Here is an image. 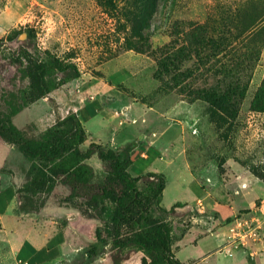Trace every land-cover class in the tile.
<instances>
[{
  "label": "trees",
  "instance_id": "trees-1",
  "mask_svg": "<svg viewBox=\"0 0 264 264\" xmlns=\"http://www.w3.org/2000/svg\"><path fill=\"white\" fill-rule=\"evenodd\" d=\"M160 1L95 0L126 33L123 42L116 38L125 53L134 51L153 59L154 79L163 88L195 99L191 91L201 82L207 89L198 99L235 123L264 53V0H233L203 22L175 21L168 31L170 40L154 47L150 31ZM33 32L25 30L28 38ZM19 33L10 32L9 40ZM45 55L44 62L34 64L29 60L25 71L30 80L27 89L21 97L13 92L6 95L8 113L0 111V138L31 164V182L20 193L50 194L62 186L69 191L65 203L84 199L76 208L80 213L96 212L99 206L103 212L110 211L109 224L96 227L94 241L85 250L88 260L82 264H92L108 246L119 256L118 264L124 260L121 254L130 250L142 254L141 264H182L173 251L174 226L158 214L171 215L178 207L167 211L161 206L166 188L164 175L132 177L128 172V149H111L91 141L83 150L90 136L73 112L39 138L13 123V117L56 88V75H61L62 84L80 77L75 65L61 62L48 52ZM249 109L264 113V77L252 95ZM94 155L107 166L101 181L96 180L93 167L87 163ZM140 181L145 182L142 191ZM123 231H127L125 235Z\"/></svg>",
  "mask_w": 264,
  "mask_h": 264
},
{
  "label": "rangeland",
  "instance_id": "rangeland-1",
  "mask_svg": "<svg viewBox=\"0 0 264 264\" xmlns=\"http://www.w3.org/2000/svg\"><path fill=\"white\" fill-rule=\"evenodd\" d=\"M231 1L233 0H175V3L172 4V0H161L159 11L151 26L152 45L160 47L170 40L168 31L171 30L170 26L175 21L203 22L213 15L217 9L224 7ZM9 3L10 0H0V13L3 12ZM171 4L173 5L172 7ZM13 6L21 8L24 13H30L26 18L31 21L29 23L31 27L18 24L11 30H0V111L8 113V106L5 102V98L8 96L6 95L13 92L21 97L22 92L27 89L30 81L25 73L29 60L34 64L44 62L46 61L45 52H48L61 62L75 65L80 72L86 71L94 77L100 75V71L94 68L104 63L112 62L110 67L115 69L119 67V72L123 71V67L127 65L126 62L119 61L120 56L125 54L126 49H122L121 45L116 42V38H120L121 42H123L126 33L116 21L111 20L104 13L95 0H14ZM15 18L13 16L10 21H14ZM27 29L34 31L30 34V39L25 33ZM12 31H20V35H17L14 40H9L8 37ZM25 52L27 55H24ZM131 54L136 57L132 65L126 66V71L132 74L128 77L129 87L144 95L147 93L146 84H149L150 80L152 81L151 83L160 85L154 79L156 63L147 55L137 54L134 51ZM263 77L264 53L257 64L255 78L250 84L249 93L243 102L235 123L210 108L200 99H196L207 89L201 82L195 85L193 91H191L194 94L193 96H196L195 99L173 93L174 98H181L186 103V110H184V113L185 111L186 113L176 115L178 119L175 116H169L167 125L177 126L180 121L181 126L193 136L194 139L190 150L194 159L199 160V166H203L208 162V167L213 168L215 174L224 176L226 179L245 174L250 179L264 184V113L249 109L252 95L256 88L260 86ZM116 78L120 79L121 75H117ZM55 82L57 84L56 88L36 101L38 103L37 114L40 117V130H46L54 126L58 120L68 116L64 112L68 110V104L75 95L74 93L82 87V81L79 79L62 84L61 75L59 74L56 75ZM145 82L147 83L145 84ZM88 99L89 97H86L77 99V101L81 103ZM61 114L64 115V118H62ZM29 117V111L24 110L13 117V123L28 135L36 138L41 137L44 131L40 132L33 123L29 125ZM171 117H173L174 122L170 119ZM89 144L90 140L84 142L82 149H87ZM15 150L16 159L13 155H7L6 159L13 164L15 162L17 166L19 165V160L24 162V164H21V169L24 172V182L20 188L21 191L31 182L28 175L31 164L18 149ZM87 163L93 167L97 181H101L106 176L108 172L107 166L100 162L96 155ZM162 169L164 170L163 167ZM185 170L182 158H179L172 167L166 169L165 173L169 186L163 201L165 208L172 209L173 203L178 200L199 195L200 190L193 183L184 181L189 176ZM138 186L142 191L145 188V182L140 181ZM58 187L59 190H63L62 186ZM58 187L50 194L38 193L31 195L27 192H22L20 195L22 207L30 210H39L48 200H51L60 206L69 208L72 212L78 214L77 218L70 220V224L76 229L81 226L80 232L84 233L86 243L90 244L94 241L96 227H104L109 224L110 211L103 212L99 206L96 212L87 210L80 213L76 208L81 202H84V199L77 198L72 202L65 203V198L68 195L61 191H56ZM215 189L218 190V187H215ZM229 191L234 192V190ZM250 194V198L247 193L238 195L240 197L235 195L237 198L233 199L231 205L236 207L240 213L256 212V207L262 206L261 201L263 200L256 201V205L252 206L253 194ZM158 214L161 215L162 219L169 220L176 213L171 215ZM192 216L199 218V223L203 219H210L202 217L196 211L183 219L184 221L180 224L184 225L176 227V236H180L184 229L188 230L193 226L194 220ZM258 216L264 217V212L258 213ZM60 221L62 222V220ZM173 221L170 222L173 224ZM221 230L222 233H228V225H223L222 228L214 232V235L222 234ZM126 232L123 231V234L125 235ZM216 243L217 241L213 238V234H210L202 238L201 243H199L201 249L193 250L195 245H188L189 252L194 253L195 257H197L194 264H231L226 259L228 257L219 254L201 260L210 253L209 251L211 253L218 251L219 248H217ZM104 250L107 254H115L116 252L111 246ZM184 252L186 253V251ZM121 256L124 260L134 256L137 260L133 264H141L142 254L139 252L124 251ZM234 260L238 261L236 258ZM242 263L253 264L246 258ZM238 264L240 263L238 262ZM255 264H260V261L257 260Z\"/></svg>",
  "mask_w": 264,
  "mask_h": 264
},
{
  "label": "crops",
  "instance_id": "crops-1",
  "mask_svg": "<svg viewBox=\"0 0 264 264\" xmlns=\"http://www.w3.org/2000/svg\"><path fill=\"white\" fill-rule=\"evenodd\" d=\"M13 2L14 0H10L0 13V30H11L18 24L31 25V21L26 18L30 13L25 14L21 8L14 7ZM13 16L16 17L15 20L10 21ZM131 53L120 56L119 61L127 63L121 72L118 71L119 67H110L112 62L94 68L100 71L97 77L81 71L78 79L82 81V87L74 93L68 104L69 108L64 113L68 115L73 112L80 118L90 136V143L92 141L111 149H128V172L132 177L139 178L148 173L164 175L166 188L161 206L167 211L170 209L163 206L169 186L165 171L182 158L186 174L189 175L184 181L193 183L200 192L197 197L191 196L173 203V207L178 206L175 209L176 214L169 218L170 221L174 220V235L176 227L184 225L180 224L183 219L196 211L202 217L210 219H203L199 223V218L192 216L193 226L183 235L175 236L173 251L180 263L194 264L197 257L189 252L188 245H195L193 250L201 249L199 243L202 238L213 234L219 249L212 253L209 251L210 253L201 260L219 254L228 257L226 259L231 264H243L245 258L253 264L257 260L264 264L263 247L258 246L255 258H250L246 251H238L233 256H228L223 251L229 240L228 233H222L221 230L222 234L214 235V232L227 225L232 217L241 214L231 205L233 199L240 197V194L247 193L250 198L252 193V206L256 205V201L263 200L262 206L256 207L255 210L259 214L264 212V184L250 179L245 174L226 179L215 174L213 168L208 167V162L204 164L205 167L199 166V160L194 159L190 150L193 136L181 126L180 121L177 126L167 125L169 116L178 119L176 115L184 113L186 103L181 98H174L173 93L162 86L151 83V80L149 84L145 82L146 94L132 90L128 81L129 75L132 74L126 71V66L132 65L136 57ZM117 75H121V78H116ZM191 95L194 94L191 92ZM86 97H89L86 101H77ZM25 110L30 113L29 125L33 123L40 130L38 103ZM61 115L64 118V115ZM170 119L174 120L173 117ZM15 149L0 138V264H82L87 261L85 250L89 243H86L84 233L80 232L81 226L76 229L70 224V220L77 218L78 214L51 200L39 210L22 207L20 188L24 182V172L21 164L24 162L19 160L17 166L15 162L13 164L6 159L7 155H13L16 159ZM215 187H218V190ZM56 191L66 195L69 193L65 187L63 190L58 187ZM116 259H119L117 254L104 252L92 264H118ZM136 260L137 258L130 264L136 263ZM86 264H89V261Z\"/></svg>",
  "mask_w": 264,
  "mask_h": 264
},
{
  "label": "built area",
  "instance_id": "built-area-1",
  "mask_svg": "<svg viewBox=\"0 0 264 264\" xmlns=\"http://www.w3.org/2000/svg\"><path fill=\"white\" fill-rule=\"evenodd\" d=\"M227 225L229 240L223 251L228 256L246 251L250 258H255L258 246L264 248V217L258 213H241L232 217Z\"/></svg>",
  "mask_w": 264,
  "mask_h": 264
},
{
  "label": "water",
  "instance_id": "water-1",
  "mask_svg": "<svg viewBox=\"0 0 264 264\" xmlns=\"http://www.w3.org/2000/svg\"><path fill=\"white\" fill-rule=\"evenodd\" d=\"M134 256H131L129 259H125L124 261L121 262V264H130V263H132L136 259V257H134Z\"/></svg>",
  "mask_w": 264,
  "mask_h": 264
}]
</instances>
